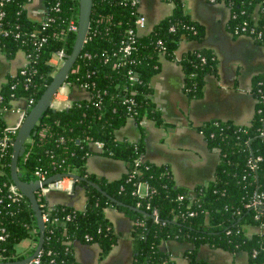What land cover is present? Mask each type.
Here are the masks:
<instances>
[{
  "label": "trees",
  "instance_id": "trees-1",
  "mask_svg": "<svg viewBox=\"0 0 264 264\" xmlns=\"http://www.w3.org/2000/svg\"><path fill=\"white\" fill-rule=\"evenodd\" d=\"M30 0H9L0 4L4 10L0 47L10 59L18 50L28 58L25 66L9 75L0 87V107L9 108L17 98L32 99L33 104L52 78L56 69L50 62L60 50L67 57L75 44L76 31L67 30L69 19H79V0H60V9L51 8L53 0H45L48 15L54 19L44 25L43 19L31 18L26 4ZM171 2L170 14L159 19L150 30L138 35L126 63L114 67L115 55L126 41L125 29L133 25L135 7L115 0H93L88 40L75 59L66 79L89 84L90 99L72 98L63 111L48 107L32 128L17 158L18 172L23 181L36 178L37 171L46 177L75 174V183L86 191L83 209L55 204L44 221L41 264H77L73 254L75 241L97 242L105 255L118 237L104 213V207L118 208L133 220V264H184L159 244L168 239L192 243L181 256L189 264H212L196 256L198 246L208 243L212 248L230 252L246 251L247 264H264V235L247 236L246 224L264 226V77H252L255 107L248 124L237 125L229 119H208L197 125L207 146L219 151V163L213 179L196 185L194 193L177 185L169 165L135 159L143 152L144 142L116 135L131 115L125 97L131 94L136 118L144 115L162 125V115L152 99L151 77L161 69V57L174 58L183 40H202L204 27L186 12L182 0ZM235 15L227 20L232 31L240 25L255 26L261 37L251 35L264 45V0H223ZM256 8H259L258 15ZM257 15V16H256ZM236 37L238 34L232 33ZM244 34H253L249 31ZM45 37L44 41L40 39ZM41 42V43H40ZM178 62L182 66L183 87L188 98L204 94L206 75L214 74L218 61L208 47L184 52ZM133 67L138 81L125 88L126 70ZM24 70V72H22ZM32 104V105H33ZM0 108V136L7 124ZM92 141L104 142L103 153L128 163L126 171L115 180L87 172L86 159ZM259 155L257 168L251 169L249 156ZM12 145L0 155V226L6 236L0 240V261L15 262L31 255L39 243V228L29 198L23 193L12 200L8 185L11 178ZM145 181L152 191L139 196L137 183ZM102 190L97 189L93 184ZM103 191L106 192L103 193ZM258 194L257 208L246 204ZM40 211L42 200L36 190ZM178 195H183L178 198ZM114 201H113V200ZM154 208L158 219L155 220ZM195 213L190 215V212ZM29 238L34 245L24 252L17 250L21 240ZM26 264H31L30 262ZM237 264V263H236Z\"/></svg>",
  "mask_w": 264,
  "mask_h": 264
},
{
  "label": "crops",
  "instance_id": "crops-1",
  "mask_svg": "<svg viewBox=\"0 0 264 264\" xmlns=\"http://www.w3.org/2000/svg\"><path fill=\"white\" fill-rule=\"evenodd\" d=\"M186 12L204 27L202 40H183L175 50L174 58L161 57V69L150 79L153 88L152 99L162 115V125L153 118L142 119L140 126L135 118L129 116L116 130L119 138L143 141L140 160H147L161 165H169L172 177L177 185L186 187L191 194L196 185L213 179L214 170L219 163V151L208 148L207 140L197 130V125L208 119H229L236 123L248 124L255 112V97L252 94V77L260 74L264 77V45H260L252 36L240 34L237 37L227 28L230 18L228 6L222 2L209 0H182ZM163 8L157 0H138L137 10L147 16V28L164 16L170 14L171 2ZM45 0H30L26 4L27 14L31 18L41 19L46 11ZM146 30L141 31V33ZM208 47L214 51L218 68L216 73L207 74L204 94L200 98H188L183 87L182 66L178 58L188 50ZM59 58L50 61L57 65ZM27 57L22 50L16 51L13 58L6 56L0 47V87L9 75L23 67ZM59 65H57L58 67ZM69 98H87L90 93L77 84L71 86ZM64 99L60 92L56 97ZM25 98L15 99L11 107L4 110L7 126L15 127L25 115ZM86 159L88 173L115 180L128 168V163L121 158H113L102 152L95 142L89 145ZM86 191L77 184L71 186L50 187L45 198L50 204L71 205L83 209L86 203ZM114 233L118 237L116 244L105 255L100 254L97 242L75 241L73 254L77 264H133L131 231L132 218L111 206L104 207ZM247 236L254 233L264 235V226L246 224ZM34 241L25 238L17 245V250L24 252L34 245ZM161 250L170 252L180 262L189 264L181 254L192 247V243L168 239L159 244ZM196 256L212 264H247L246 251L230 252L222 248H212L208 243L198 246Z\"/></svg>",
  "mask_w": 264,
  "mask_h": 264
},
{
  "label": "built area",
  "instance_id": "built-area-1",
  "mask_svg": "<svg viewBox=\"0 0 264 264\" xmlns=\"http://www.w3.org/2000/svg\"><path fill=\"white\" fill-rule=\"evenodd\" d=\"M5 1H9V0H0V4L4 3ZM116 2L120 3V4H129L131 6L135 7V20L133 21V25H131L130 27L125 29V38L126 41L123 42V44L120 45L119 49H118V54H116L114 57L116 59V61H114V67H120L124 64H127L126 62V57L132 52L133 48H134V44L137 40L138 35L142 34L141 31L146 30V32L150 29L147 28V16L140 12L139 10H137V6H138V0H115ZM210 3L212 2H218V1H222L223 0H209ZM229 8L230 11V17L235 15L234 12H232L230 9V5L226 4ZM52 9H54L55 11H58L60 9V0H53V4L51 6ZM259 8H256V13L258 15V10ZM256 15V16H257ZM44 18L43 23L44 25H47L49 23V21L54 19V16H51L50 14L48 15V12L45 11L44 16L42 17ZM2 19H4V10H0V32L7 35L9 33L8 30L6 29H2L1 25H2ZM67 30L69 31H76L77 30V22L75 21V18H71L69 19L68 22V26H67ZM249 31V33H253V34H246V35H253V36H257V37H261V32L260 30H257L255 28V26H252L250 28H247L246 25H240L237 28H234L232 31H230L231 33H235V34H244V32ZM88 33V32H87ZM45 37H42L40 40L44 41ZM88 38L87 36L85 37V41H87ZM41 43V42H40ZM57 57L59 58L60 62H62L61 64L63 65L64 62V58L63 54L60 50L55 51L52 57ZM27 57V56H26ZM50 58V59H51ZM28 61V58H27ZM51 62V61H50ZM27 63V62H26ZM25 63V64H26ZM52 63V62H51ZM24 64V66H25ZM54 65V64H53ZM56 69H54V72L52 74L55 73L56 70H58L60 68V66L57 67V65H55ZM22 72H24V70H22ZM138 81V76H137V72L133 67H130L126 70V81L124 83V87L125 88H131V85H133L134 83H136ZM77 84L80 87L86 89V91H88L91 93V90L89 89V84L84 82H72L68 79L65 78L64 82L58 86L57 88V92L56 94L53 95L50 106L56 110H60L63 111L65 108L69 107L71 105V98H69V96L67 94L70 93L71 90V86ZM61 93L63 96H65L64 99H61L60 97H56V95L58 93ZM133 93H134V89L131 90V94H129L127 97H125V102L127 103V108L128 111L131 113V117L135 118L136 124H138L140 126L142 119L148 117L147 115H144L142 118L137 119L136 118V114L134 110H132V105L135 104V99L133 97ZM90 95H88V97L86 99H90ZM27 100V105L26 107L23 109V113L24 115L28 112V110L30 109V107L33 104V100L32 99H26ZM11 107V106H10ZM9 107V108H10ZM2 108V107H0ZM2 109H8V108H2ZM26 116V115H25ZM25 118V117H24ZM20 125V124H19ZM19 125L15 126V127H11V126H7L3 132V134L0 136V155L5 151V149L8 147V145H13L14 143V137L16 135L17 129L19 127ZM97 143V145L102 149H104V142L102 141H92ZM140 156L135 159L136 163L139 164V162H141L142 160H140ZM261 159V157L259 155L257 156H253L250 155L248 160H249V164L251 166L252 170H255V168H257V162L258 160ZM36 179L39 183V187L37 189V191L39 192V198L42 200V203L40 204L41 207H43V211L41 212V215H43V221H46L48 219H50V216L48 215V212L50 209L53 208V206L55 204H50L47 202L46 198H45V194H47V191L50 187H63L65 186H71L73 183H75V177L66 174L65 176H59L47 183H43V181H45L47 179L46 177V173L44 171H37L36 172ZM137 193L139 196L148 194L152 191L151 187H149V184L145 181H141L137 183ZM8 190L11 191V193L9 194L12 198V200H17L19 197L22 196V192L21 190H19L18 188H16V186L14 184H9L8 185ZM183 195H178V198H182ZM261 199L259 197L258 194L254 193L253 198L246 204L247 206H253L254 208H257L258 205L260 204ZM154 215H155V220L158 219V212L157 209L154 208L153 210ZM195 212L192 211L190 212V215L194 214ZM259 226V225H258ZM261 226V225H260ZM6 231L5 228L0 226V240H3L6 236ZM40 252H38L37 255H35L31 260L30 263L31 264H41V259H40Z\"/></svg>",
  "mask_w": 264,
  "mask_h": 264
},
{
  "label": "water",
  "instance_id": "water-1",
  "mask_svg": "<svg viewBox=\"0 0 264 264\" xmlns=\"http://www.w3.org/2000/svg\"><path fill=\"white\" fill-rule=\"evenodd\" d=\"M93 0H79V19L77 21V30L75 36V44H73L72 50L70 54L64 58L63 65L60 66L58 70L52 75V78L46 88L45 91L40 95L37 101L30 107L28 112L25 114V118L21 121L16 135L14 137V143L12 145V156H11V178L19 190H22L25 195L29 198L32 208L34 210V214L37 217V224L39 228V243L36 245L33 253L21 260L11 262V261H0V264H26L30 262V260L38 254L42 245H43V235H44V221L43 215H41V211L36 200V190L39 187V183L37 179L30 182L23 181L20 178V174L18 172L17 158L20 150L25 144L26 138L29 137L30 132L35 124L42 117V113L50 106L52 97L57 92V88L61 85L65 78L67 77L69 71L73 68L76 57L78 56L82 45H84L85 37L87 36L89 22L91 19V8H92ZM73 177H77L75 174H69ZM61 176L60 174H54L48 177L43 183H47L57 177ZM92 184L97 188L102 190L98 185L92 182ZM103 193L106 194L105 191ZM113 200V199H112ZM114 201V200H113Z\"/></svg>",
  "mask_w": 264,
  "mask_h": 264
},
{
  "label": "rangeland",
  "instance_id": "rangeland-1",
  "mask_svg": "<svg viewBox=\"0 0 264 264\" xmlns=\"http://www.w3.org/2000/svg\"><path fill=\"white\" fill-rule=\"evenodd\" d=\"M157 2H158V4L163 8V6L164 7H166L168 4H167V0H157ZM62 62H60V60H58V63H57V65H59V66H62V64H61Z\"/></svg>",
  "mask_w": 264,
  "mask_h": 264
}]
</instances>
